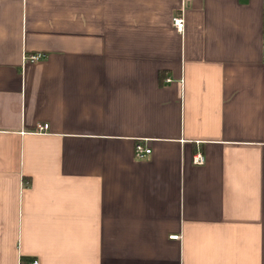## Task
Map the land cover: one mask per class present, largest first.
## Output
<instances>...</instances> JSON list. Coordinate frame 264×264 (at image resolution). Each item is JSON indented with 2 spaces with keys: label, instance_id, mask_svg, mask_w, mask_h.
<instances>
[{
  "label": "crops",
  "instance_id": "1",
  "mask_svg": "<svg viewBox=\"0 0 264 264\" xmlns=\"http://www.w3.org/2000/svg\"><path fill=\"white\" fill-rule=\"evenodd\" d=\"M263 53L264 0H0V264H264Z\"/></svg>",
  "mask_w": 264,
  "mask_h": 264
},
{
  "label": "built area",
  "instance_id": "2",
  "mask_svg": "<svg viewBox=\"0 0 264 264\" xmlns=\"http://www.w3.org/2000/svg\"><path fill=\"white\" fill-rule=\"evenodd\" d=\"M192 0H182V6L185 4H188L189 2H191ZM172 24L173 26L178 30V31H182L184 28V20L182 19V17L180 15L174 16L172 18ZM45 54L43 52H32V53H27L24 54L23 56V61L24 63H34L39 61L40 59L44 58ZM167 81H169V79H167ZM49 129V125L48 123H38L35 127V131L36 133H45L47 130ZM152 150L151 148L144 142H136L134 145V156L137 159H144L146 157H148L151 154ZM193 163L195 165H202L204 164V157L201 153L197 152L194 156H193ZM171 239H177L179 238V235H171L170 236ZM27 264H40L39 260L37 258L32 259L29 263Z\"/></svg>",
  "mask_w": 264,
  "mask_h": 264
},
{
  "label": "rangeland",
  "instance_id": "3",
  "mask_svg": "<svg viewBox=\"0 0 264 264\" xmlns=\"http://www.w3.org/2000/svg\"><path fill=\"white\" fill-rule=\"evenodd\" d=\"M264 54V53H263Z\"/></svg>",
  "mask_w": 264,
  "mask_h": 264
}]
</instances>
